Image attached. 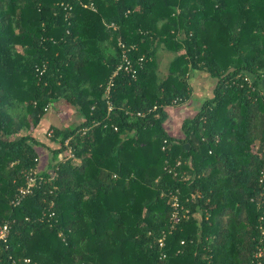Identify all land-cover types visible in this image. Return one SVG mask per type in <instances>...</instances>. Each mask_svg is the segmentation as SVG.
<instances>
[{
    "label": "trees",
    "instance_id": "16d2710c",
    "mask_svg": "<svg viewBox=\"0 0 264 264\" xmlns=\"http://www.w3.org/2000/svg\"><path fill=\"white\" fill-rule=\"evenodd\" d=\"M90 1L0 0V226L10 223L0 264H257L264 0ZM119 39L145 60L113 77L109 112ZM160 48L174 53L165 74ZM194 70L214 79L213 94L177 137L165 120L176 97H191ZM58 100L82 120L39 140ZM38 146L53 153L44 171ZM179 159L177 174L166 170ZM31 169L46 180L15 205ZM174 192L192 215L170 230Z\"/></svg>",
    "mask_w": 264,
    "mask_h": 264
},
{
    "label": "crops",
    "instance_id": "0c3cea01",
    "mask_svg": "<svg viewBox=\"0 0 264 264\" xmlns=\"http://www.w3.org/2000/svg\"><path fill=\"white\" fill-rule=\"evenodd\" d=\"M164 49H159V63H160V72H161V56ZM165 51V50H164ZM170 60L174 57V53L171 52ZM169 66V65H168ZM168 66H166V72L168 70ZM165 74V71L162 72ZM190 82L192 85V95L186 101L181 102L180 104L172 105L168 109V117L165 120V127L168 132L174 136L181 137L184 135L182 130V122L186 117L195 115L202 107L205 100L212 96L213 89L210 90V86L215 85L214 79L209 75L207 71L204 70H194L190 72ZM212 83H214L212 85ZM66 102L64 100L54 101L50 104L48 112L44 116L42 122L33 132V135L37 137L39 140H45L51 143V140L47 138L48 129L51 126H68L69 124H79L82 120V117L77 110V108L72 105L69 109L68 105L63 104ZM60 104V105H59ZM69 104V103H68ZM66 106L67 109L71 110V115L73 116V121H69L70 116L65 112L66 110H62L63 107ZM65 108V109H66ZM74 108V110L72 109ZM64 113H63V112ZM41 158L38 165L39 170H47L51 168L53 153L50 148L38 146Z\"/></svg>",
    "mask_w": 264,
    "mask_h": 264
},
{
    "label": "built area",
    "instance_id": "2783aa9c",
    "mask_svg": "<svg viewBox=\"0 0 264 264\" xmlns=\"http://www.w3.org/2000/svg\"><path fill=\"white\" fill-rule=\"evenodd\" d=\"M90 6L92 8H96L94 5L93 0L90 1ZM113 27H117L116 23L112 22L110 24ZM118 45L121 49L120 52V60L116 66V69L114 70L112 76L109 78L108 83L105 86L104 91V97L106 99V102L108 104V111L110 112L114 108V104L111 99V85L113 82V77L119 73V72H125L127 74L136 75L139 71V68L142 67L143 62L145 60V56L141 55L137 58H133V56L130 54L131 51L137 49L136 44H127L122 39H119ZM44 68H40L39 72L43 73ZM183 102V99L181 97H176L172 103L173 105L180 104ZM157 106H155L156 108ZM144 112H138V115H143ZM94 124H98V121H95ZM114 129L117 130L118 126L113 125ZM165 142H167V139H165ZM65 145L68 147V155L73 156L74 151L73 147L70 145V138H67L65 140ZM166 146L164 145L163 148ZM182 164V160H177L174 165L168 164L166 165V170L170 172H174L175 174L178 173V167H180ZM46 177L44 174L40 173L38 169H31L27 171L26 173V182L22 186L18 188V191L15 195V197L12 200V203L15 205L22 202V200L31 192H33L34 188L40 184L41 182L45 181ZM261 181H264V169L262 171L261 175ZM172 213H171V224L169 229L172 230L176 228V226L185 218H189L192 215V210L190 207L186 206L182 200L180 199L179 193H172ZM10 231V223L6 222L3 225L0 226V241L7 240L9 236ZM163 244V243H162ZM256 256V262L257 264H263V260L261 259L262 256H264V249L261 248L258 250V252L255 253ZM15 264H36L30 257L23 258L22 260H14Z\"/></svg>",
    "mask_w": 264,
    "mask_h": 264
},
{
    "label": "rangeland",
    "instance_id": "374dc122",
    "mask_svg": "<svg viewBox=\"0 0 264 264\" xmlns=\"http://www.w3.org/2000/svg\"><path fill=\"white\" fill-rule=\"evenodd\" d=\"M162 52V56H161V72H164L165 71V73H166V66H168L169 64L167 63L168 61H169V59H170V57L172 56L171 55V52H168V51H161ZM214 83H212V85H213ZM213 87H214V85L213 86H210V90H212L213 89ZM261 88L264 90V81H261ZM63 104H65V105H68V107H69V109L71 108L70 106H72L71 104H68V102H63ZM60 105V104H59ZM66 108V106H64L63 107V109L62 110H66V114L67 115H69L70 116V119H69V121H71L72 119H73V116L74 115H71V110H69V109H65ZM73 110H74V108H72ZM63 112V111H62ZM64 113V112H63ZM74 120V119H73ZM72 120V121H73ZM71 121V122H72ZM69 125H72V124H69Z\"/></svg>",
    "mask_w": 264,
    "mask_h": 264
}]
</instances>
